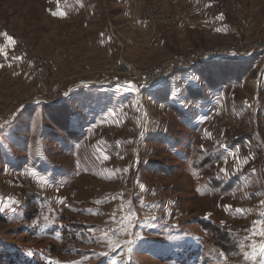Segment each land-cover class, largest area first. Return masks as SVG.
<instances>
[{"label":"rangeland","instance_id":"1","mask_svg":"<svg viewBox=\"0 0 264 264\" xmlns=\"http://www.w3.org/2000/svg\"><path fill=\"white\" fill-rule=\"evenodd\" d=\"M262 41L264 0H0V264H264Z\"/></svg>","mask_w":264,"mask_h":264},{"label":"built area","instance_id":"2","mask_svg":"<svg viewBox=\"0 0 264 264\" xmlns=\"http://www.w3.org/2000/svg\"><path fill=\"white\" fill-rule=\"evenodd\" d=\"M259 45L261 47H263V49H264V41L257 44L258 47H259ZM227 55H229V54H227ZM223 56H226V55H224L222 53L217 58H220ZM196 59H197V55H191L185 59H182L181 61H178V60L168 61L163 66L159 67L160 71H157L158 69H156L155 71L154 70L151 71V73L149 74V77H148L149 79L145 83V84H147L146 86H149V87L154 86L156 83L163 81L168 75H170L171 73H173L177 69H187V68L195 65ZM126 66H127V64L123 65L122 68H126ZM127 68H128V66H127ZM110 137H113V136H110ZM110 141H112V140H110ZM115 145H116V141L114 142V146Z\"/></svg>","mask_w":264,"mask_h":264},{"label":"snow or ice","instance_id":"3","mask_svg":"<svg viewBox=\"0 0 264 264\" xmlns=\"http://www.w3.org/2000/svg\"><path fill=\"white\" fill-rule=\"evenodd\" d=\"M10 40H11V38H9ZM3 51V49H0V52H2ZM0 210H2V209H0ZM262 223H264V222H262ZM260 235H264V231H261L260 233H259ZM255 247V246H254ZM262 250H264V243H262V244H260V246H259ZM251 258L252 259H255V252H253L252 254H251ZM113 264H116V262L115 261H113Z\"/></svg>","mask_w":264,"mask_h":264},{"label":"crops","instance_id":"4","mask_svg":"<svg viewBox=\"0 0 264 264\" xmlns=\"http://www.w3.org/2000/svg\"><path fill=\"white\" fill-rule=\"evenodd\" d=\"M104 153V152H103Z\"/></svg>","mask_w":264,"mask_h":264}]
</instances>
